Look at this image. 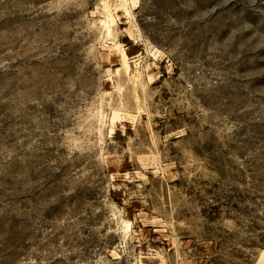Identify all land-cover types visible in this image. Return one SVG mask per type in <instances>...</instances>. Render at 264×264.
Masks as SVG:
<instances>
[{
	"label": "rangeland",
	"instance_id": "1",
	"mask_svg": "<svg viewBox=\"0 0 264 264\" xmlns=\"http://www.w3.org/2000/svg\"><path fill=\"white\" fill-rule=\"evenodd\" d=\"M0 264H264V0H0Z\"/></svg>",
	"mask_w": 264,
	"mask_h": 264
}]
</instances>
